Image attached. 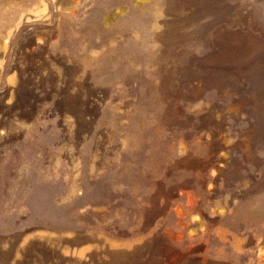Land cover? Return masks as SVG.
<instances>
[{"label": "rangeland", "instance_id": "rangeland-1", "mask_svg": "<svg viewBox=\"0 0 264 264\" xmlns=\"http://www.w3.org/2000/svg\"><path fill=\"white\" fill-rule=\"evenodd\" d=\"M0 264H264V0H0Z\"/></svg>", "mask_w": 264, "mask_h": 264}]
</instances>
